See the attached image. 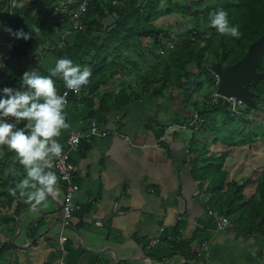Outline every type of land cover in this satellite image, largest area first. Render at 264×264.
<instances>
[{
    "label": "crops",
    "instance_id": "obj_1",
    "mask_svg": "<svg viewBox=\"0 0 264 264\" xmlns=\"http://www.w3.org/2000/svg\"><path fill=\"white\" fill-rule=\"evenodd\" d=\"M62 2L54 5H60L57 14L63 12ZM17 3L21 9L26 5L31 7L32 15L40 22L42 35L32 40L31 48L15 68L24 72L37 69L42 75H50L59 58L67 57L81 66L85 64L84 51L80 54L76 50L68 52L69 48L79 46L87 38L82 30L60 25L59 16L54 22V14L48 18L49 8L41 2L18 0ZM6 14L13 15L12 6L6 5L5 10L0 9V21ZM11 53L10 43L0 39V58L5 59V70L6 56ZM122 76H117L114 83L102 86L98 91L104 93L105 90L114 89L118 93L122 88ZM96 94L92 95L88 90L72 98L66 108L69 127L56 138L66 148L67 136L72 131L86 135L82 141L83 150L71 152L77 167L75 180L80 185L73 198L81 209L83 206L91 207L86 211L80 209L73 227L65 232L67 262L193 264L192 261H195V264H210L212 260L213 264H264V255H259L258 250L246 252L233 243L232 230H219L216 217L207 209L212 200L202 189L209 186L194 177L189 164L188 148L195 132L189 123H185L184 128L181 127L182 123L175 122L178 117H183L181 110L178 111L181 104L177 102L173 103V107L162 108L163 100L151 106L131 102L107 109L111 100L106 102L105 107L106 103L99 104ZM170 100L174 101L172 98ZM93 120L98 122L101 129H107L109 134L104 137L88 136L89 124ZM114 131L118 133L114 134ZM159 134L164 135L165 140L159 141ZM168 138L169 141H166ZM19 166L16 153L6 146H0V188L15 187L17 182L14 178L23 170H18ZM10 167L14 168L15 174H6ZM48 170L56 175L53 159ZM228 181L227 177L226 183ZM56 187L59 195L50 197L45 206H38L37 210H33L26 201L24 205H18L17 198L11 206L7 203L4 206L0 202V264H57L60 261V256L50 254V250L48 255L44 249L33 250L31 244L34 238L29 234V229L36 227L38 231L34 236L46 235L47 242L60 247L57 242L60 238L63 188L59 182ZM185 199H188L186 204ZM24 207L29 210L21 214L19 228L12 217L18 216L19 210ZM39 208L50 209L47 218L39 219ZM122 211L124 213H120ZM97 220L103 221V227L95 226ZM177 221L180 222L179 231L184 240L195 233L200 235L192 244V252L197 251L202 255L188 257V262L182 259L184 255L181 249H175L172 241H169ZM162 227H165V231H161ZM228 235L231 240H228ZM153 237L163 238L165 243L146 250L144 242ZM230 247L231 252L228 250Z\"/></svg>",
    "mask_w": 264,
    "mask_h": 264
},
{
    "label": "trees",
    "instance_id": "obj_2",
    "mask_svg": "<svg viewBox=\"0 0 264 264\" xmlns=\"http://www.w3.org/2000/svg\"><path fill=\"white\" fill-rule=\"evenodd\" d=\"M36 1L44 6L48 3L50 6L52 4L48 7V18L60 6L54 5L58 1H63L59 24L73 30L79 29L74 27L79 23L81 26L79 30L87 36L79 46L69 48L68 52L76 50L78 54L83 51L86 53L83 62L92 73L89 77L90 84L81 89L79 94L71 92L67 98L66 108L73 97L88 90L92 95L100 93L98 90L102 86L111 85L117 76L128 75L131 71L137 72V76L142 77L139 82L142 95L157 87L159 96L162 94L165 98L164 94L168 91L170 95L173 93L171 98L175 100L174 97L188 93L193 85L202 88L205 86L202 91L189 94L185 102L193 106V110L188 111L185 107L181 110L182 119L175 121L184 125L193 119L194 115L200 119L192 128L202 133L203 137L196 138L194 134L188 148L192 174L209 186L207 189H202V192L212 200L211 205L225 211L224 214L231 219L236 230L248 236L256 235L264 238V171H261V174L257 173L256 184L250 177L236 179L235 174L226 184V179L237 161L232 154L229 155V147L250 143L249 151H253L254 142L264 141V136L257 139L256 136L247 137L242 134L246 125L249 135H253L251 129L259 130L264 126V122L252 117L256 111L264 113V78L256 87H251L253 100L257 103L256 108L246 107L245 110H241L239 105L231 107L224 99H219L218 103L213 102L217 77L211 69L213 62L220 63L223 68L236 63L246 54L253 41L264 36V0H181L182 2L180 0H90L87 11L81 16H78V8L82 0ZM17 2L18 0L15 2L11 0L10 3L0 1V9L5 10L6 5L9 4L13 10L12 16L6 14L8 19L4 17L0 21V39L8 41L12 48V53L6 56L4 78L6 84L14 89L19 88L20 78L24 73L23 70L15 68L16 63L31 48L32 40L42 35L40 22L32 15L31 7L26 5L21 9ZM219 8L228 12L231 24L239 26L241 33L239 39L221 35L214 27L209 26V13ZM172 14L177 16L176 20H179L183 31H186L184 34H179L182 29L179 30L175 26L170 29L165 28L164 17ZM7 28H11L13 32L23 30L30 38L17 39L6 31ZM149 43H152L151 47H147ZM157 48L161 50L158 54L153 52ZM85 64L82 67H86ZM142 71L144 75L140 74ZM259 71L264 72V54L262 68ZM52 78L59 94L62 95L65 86L63 80L58 76ZM185 84L189 87H185ZM106 91L110 93V90ZM138 94V92L133 94L130 90L129 94H123L122 91L117 94L112 93L109 98L111 104L107 109L116 104L125 105L143 98H138ZM218 117H221L225 130L215 126ZM233 120L237 124L235 128L228 124ZM90 127L91 123L89 132ZM209 132H219V135L228 139L231 144L224 146L216 138L215 148L208 149L204 136ZM168 135L172 136L170 133ZM166 141H169V138ZM82 143L78 151L83 150ZM63 150H67V146ZM230 161L232 164H229ZM76 173L77 170L74 176ZM20 174L21 180L25 174L24 169ZM18 177L19 173L16 178ZM250 186L253 189L249 190ZM4 189L0 188L1 201L4 206L5 203L11 206L14 195ZM187 201L188 199H185V204ZM238 201L243 203L241 209L235 204ZM224 205L226 206L222 207ZM90 207L88 205L80 209L86 211ZM231 214L235 215L233 219L230 217ZM179 223L177 221L172 228L173 235L169 241H172L175 249H181L184 256L196 258L197 254L192 252V244L200 235L195 233L194 236L186 238L188 240H184L179 231ZM158 241V245L165 243L163 238H158ZM201 255L198 252V256ZM210 264H213L212 260Z\"/></svg>",
    "mask_w": 264,
    "mask_h": 264
},
{
    "label": "clouds",
    "instance_id": "obj_3",
    "mask_svg": "<svg viewBox=\"0 0 264 264\" xmlns=\"http://www.w3.org/2000/svg\"><path fill=\"white\" fill-rule=\"evenodd\" d=\"M0 1H8L10 3L11 0ZM208 24L209 26L214 27L221 35L230 36L236 39H239L241 35L239 26L230 23L228 12L223 8L216 9L209 13ZM77 28L81 29V26ZM6 31H8L17 39L22 38L27 40L30 38L28 33H25L23 30H16L13 32L11 28H7ZM0 60H2V62L5 61L4 58H0ZM3 66L4 76V72L6 71L4 63ZM91 75L92 73L89 68L82 67L80 64L75 63L73 60L65 57L56 59L55 65L51 69L50 75H42L40 74L39 70L32 69L23 73L22 77L20 78L19 88H0V146H6L7 149L16 153L19 163L23 166L25 173L23 178L15 185L14 188L10 190V193L15 195L17 190H19L21 195H26V202L31 204L33 210H37L38 206H45L50 197L56 198L59 195L58 189L56 187L58 183L57 175L48 169L50 168L52 159L62 155L63 147L56 138L61 135L62 130L69 127V124L66 121L65 111L67 104V93L65 92L63 95L59 94L52 77H60L67 89L71 90L75 94H79L81 88L89 83V77ZM215 75L218 77L217 74ZM220 97V99H224L222 98L224 96ZM236 101L237 105H244L241 100L236 99ZM194 116L193 119L188 121V123L191 121L196 123L194 121ZM263 121L264 120H262V122ZM22 123L23 127H20ZM189 125L191 126V123H189ZM215 126L219 128L217 124ZM181 127L186 128V125H181ZM214 133L216 132H213V134L208 133L207 135H214L212 140H215L217 136ZM163 136L164 135L159 136V141L165 140ZM249 144L244 146L229 147V155L233 154L234 149L242 148L249 150ZM246 146L249 148L247 149ZM233 156L234 159L237 160L235 155ZM7 173L15 174L14 168L10 167L7 169L6 174ZM233 174H235L233 171L229 174V180ZM259 174H261V172ZM242 177L252 178L250 175H244ZM252 180L253 182L255 181L254 183L256 184L258 182V177H256V179L252 178ZM73 200L75 202L73 214L69 219V223L67 225H63V193V201L61 205L62 214L61 219H59L60 238L58 243L60 244L62 251L60 261L63 260L66 263H68L66 260L68 251L65 245L67 242L65 232L68 228L73 227V222L76 221L75 218L77 217V213L81 208L80 205H77L74 198ZM120 213H124V211ZM210 213L216 217L217 227L219 230H232V238L238 239L235 244L241 250L246 252L258 250L259 255H264V238L256 235L248 236L244 233H241L235 229V226L232 223L222 221L219 218V214L217 212L210 211ZM97 221H101L102 225L97 226ZM97 221L95 222V226L97 228L103 227V221ZM161 231H165V227H162ZM29 232L36 233V230H34L33 227L29 229ZM43 236L45 235L38 234L37 238L42 239ZM158 244V238L153 237L148 239L146 244L144 243V248L146 250H150L151 248L158 246ZM194 253H197L198 256L197 251L193 252V254ZM182 259H185L186 262L189 261L187 256H184ZM192 263L195 264V261H192ZM189 264H191V262H189Z\"/></svg>",
    "mask_w": 264,
    "mask_h": 264
},
{
    "label": "rangeland",
    "instance_id": "obj_4",
    "mask_svg": "<svg viewBox=\"0 0 264 264\" xmlns=\"http://www.w3.org/2000/svg\"><path fill=\"white\" fill-rule=\"evenodd\" d=\"M180 2H182V1L180 0ZM45 6L49 7L50 3L45 4ZM51 6H52V4H51ZM50 14H52V12ZM54 15H55V17H53V21L55 22L56 21V17H58L60 15L57 14V11L54 13ZM164 19L165 20L163 21V23H164V26H165L166 29H170V28L175 26V27L179 28V30L182 29V31H180L179 34H184V32H186V31H183V28H182L181 24L179 23V20H176L177 19L176 15L172 14L170 16L164 17ZM151 46H152V43H149L147 47H151ZM153 52L158 54V53L161 52V50H160V48H157ZM86 67H88V66L86 65ZM140 74L144 75V71H142ZM141 79H142V77H138L137 76V72H134V71H131L128 75H123L120 78L121 83H122V88H121V90L119 89L118 93H120L122 91L123 94H126V93L129 94V90H130V92H133V94L138 92L139 93L137 95L138 98H140V97H143V98L137 99L138 101L134 100L132 102H141V104L143 106H148V105L151 106L153 103L157 104V103H159V102H161L163 100L162 108L163 107H165V108L173 107L172 106L173 103H177L178 102L177 104H181V106L178 108V111L184 109L185 107H186L185 109H187L188 111H191V110H193V106H190V105L187 104V102H185L187 100V98L189 97V94L191 92L197 93V92L202 91L203 89H205V86L202 88V86H194L193 85L189 89L188 93L187 92L181 93V94L177 95V97H174V99H175L174 101H171L170 98L173 95V93H171V95H170V94H168V91H167L164 94L165 98H163L162 94H161V96H159L160 93H157V87H154L150 92L146 93L145 95H142V93H141L142 89H141L140 83H139L141 81ZM128 87H129V90H128ZM185 87H189V86L185 84ZM109 90H111L110 93L105 90L104 93H100V94L97 93L96 94L97 98L99 99V104L100 105L104 104L106 102H109V98H110V95H112V93H117L114 89L113 90L109 89ZM201 95L203 96L204 93H202ZM238 107L241 110H245L246 109V106H244V105H239ZM170 110L174 111V109H170ZM252 113H253V110H252ZM252 117L262 121V120H264V113L262 111H256V112H254ZM181 119H182V117H178L177 121H180ZM190 123H191V129L196 134V138H201L202 139V137H203L202 133H200L198 130H195V129L192 128V126L195 123L193 121H191ZM216 124L218 125V127L220 129L225 130V128H223L224 125H223V123L221 121V117L217 118ZM228 124L231 127H233V128H235L237 126V124H236V122L234 120L232 122H228ZM251 132H252L253 135H249L248 126L246 125V127L244 129V132H242V134H245V136H247V137L256 136V137L260 138V136H264V126H261V128L259 130L251 129ZM209 134H213V132H209ZM214 134L216 136H218L217 137L219 139L218 141L220 143H222L224 146H228V145L231 144V142L228 139H226L223 136L219 135V132H216ZM204 137H205L204 139H205V144H206L207 148L208 149L215 148V140H212V138H214V135H207V136H204ZM254 144H255L254 145L255 148H253V151H249V150L242 149V148H238V149H234L233 150V154L232 155H235V157L237 158L236 164L234 165V167L232 169V171L235 173L234 178L241 179L240 177H242L244 175H250V176H252L253 179H256L257 173H260L261 171L262 172L264 171V141L263 140H257L256 142H254ZM246 148L248 149L249 147L246 146ZM230 164H232V163H230ZM19 168L23 169V166L20 164V166L18 167V170H19ZM20 178H21V174H19L18 178H16V177L14 178L15 182L20 181ZM10 190L11 189H4V191L9 192V193H10ZM249 190H251V189H249ZM1 198H2V193L0 192V201H1ZM15 198L19 199V204L18 205H24V203L26 201V196L25 195H21L19 190H17L16 194L14 195V200H15ZM235 204H236L238 209L242 208V205H243L242 202L238 201ZM225 206L226 205H224L222 207H225ZM207 207H208L207 209H209L210 211L217 212L219 214V218L222 221L232 223L231 219L226 214H224L225 211H221V210H219L217 208V206H213V205H208ZM26 210H29V208L28 207L21 208V210H19L18 216L14 215V217H12V220L16 221L19 224V228H20L21 214L24 211H26ZM38 210H39V212H37V215H38L39 219L43 220V219L48 217L47 212H50V209L39 208ZM14 214H15V212H14ZM234 216H235L234 214L230 215V217L232 219L234 218ZM2 218H4V216H2ZM34 230L38 231V228L34 227ZM29 234L31 235V238H34V239H32L33 243L31 244L33 250H35V248L36 249L37 248L38 249H44V250L47 251V255H48V252L50 250V252H49L50 254H56V255L61 257V254H62L61 247L55 246V244H52L51 241L47 242V236L46 235L43 236V238H42L46 242H43V240H40L39 238H37L38 235L34 236V235H36L35 233L29 232ZM14 237L15 236L12 237V242L14 240ZM228 240H231L230 235H228ZM237 241H238L237 238L233 239V243L234 244ZM14 245H15V243H14ZM228 250L231 252L232 251L231 247L228 248Z\"/></svg>",
    "mask_w": 264,
    "mask_h": 264
},
{
    "label": "built area",
    "instance_id": "obj_5",
    "mask_svg": "<svg viewBox=\"0 0 264 264\" xmlns=\"http://www.w3.org/2000/svg\"><path fill=\"white\" fill-rule=\"evenodd\" d=\"M89 2L90 0H82V3L78 8V16H81L87 11ZM77 27H80L78 23H76L75 25V28ZM0 65H2L0 66V88L9 87V85L6 84L4 76H3L4 66H3L2 60H0ZM217 82H218V77H217L216 84ZM89 84H90V81L86 86L82 87L81 89L86 88ZM65 92L67 93V97H66V100H67L68 96L70 95L72 91L67 89L66 86H64L62 95ZM220 98L221 97L219 96V94L215 93L213 102L218 103ZM222 98H224L231 107L237 105V101L235 97H229V98L222 97ZM194 121L195 122L200 121L197 115L194 116ZM20 127H23V123L20 125ZM90 128L91 129H90L88 136L97 135V136L104 137L109 134L108 130L101 129L99 127L96 120H93L91 122ZM117 133H118L117 131H114V134H117ZM85 137L86 135L79 131L72 132L66 140L67 150L65 151L63 150L62 155L60 157L53 158L58 182L62 186L63 193H64V203H63L64 204V216L62 220L63 225H67L69 223V219L71 218L74 207H75L73 195L79 190V187H80L79 183L75 180L74 174H75V171L77 170V167L72 162L73 160H72L70 152L77 151L80 148L81 141ZM96 225L101 226L102 222L97 221ZM58 264H68V263L62 260Z\"/></svg>",
    "mask_w": 264,
    "mask_h": 264
},
{
    "label": "water",
    "instance_id": "obj_6",
    "mask_svg": "<svg viewBox=\"0 0 264 264\" xmlns=\"http://www.w3.org/2000/svg\"><path fill=\"white\" fill-rule=\"evenodd\" d=\"M264 54V36L253 41L246 54L234 64L223 68L220 63L211 64L212 71L218 76L216 93L224 97H236L247 107L256 108L251 87H256L264 78L262 59Z\"/></svg>",
    "mask_w": 264,
    "mask_h": 264
},
{
    "label": "bare ground",
    "instance_id": "obj_7",
    "mask_svg": "<svg viewBox=\"0 0 264 264\" xmlns=\"http://www.w3.org/2000/svg\"><path fill=\"white\" fill-rule=\"evenodd\" d=\"M216 87H217V86H216ZM215 93H216V91H215ZM215 93H214V94H215ZM80 148H81V147H80Z\"/></svg>",
    "mask_w": 264,
    "mask_h": 264
}]
</instances>
